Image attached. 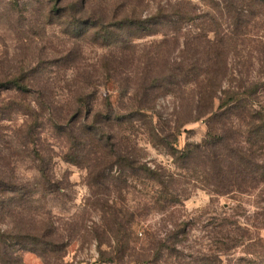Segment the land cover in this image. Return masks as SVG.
Returning a JSON list of instances; mask_svg holds the SVG:
<instances>
[{"label": "rangeland", "instance_id": "obj_1", "mask_svg": "<svg viewBox=\"0 0 264 264\" xmlns=\"http://www.w3.org/2000/svg\"><path fill=\"white\" fill-rule=\"evenodd\" d=\"M60 1L0 0V231L12 235L7 259L0 257V264H264V181L257 179L264 171L256 173L257 181L248 187L228 188V161L223 163L228 144L202 147L209 132L228 137V115L208 118L189 110L184 99L191 101L196 86L156 91L155 102L156 120L165 123L167 135L180 130L176 152L201 145L193 162H177L176 152L152 145L140 125L129 129L144 161L166 174L167 199L177 201L165 203L163 190L144 181L92 190L88 171L66 162L67 144L51 128L52 117L56 118L51 99L67 103L78 84L102 111L109 105L131 111L134 84L142 82L151 66L161 69L170 58L176 66L198 64L207 70L214 61L211 57L206 61V40L228 33L223 1L218 7L212 0L125 2L121 12L138 8L137 19L148 26L164 13L158 35L126 46L103 44L91 35L104 31L105 18L114 14H108L107 2L88 0L93 2L83 17L81 0H66L63 5ZM175 12L186 19L173 18ZM90 18L97 29L88 26ZM261 19L256 25L262 28ZM110 32L115 36V29ZM254 34L264 37V29ZM224 43L227 46L221 49L228 48L227 40ZM242 56V62L230 57L233 71L220 82V98L239 83L264 85V47L251 43ZM215 66L222 68L219 61ZM17 80L28 86L27 91L10 86ZM204 84L208 89L210 83ZM258 102L257 110L264 112V88ZM65 106L59 111L65 113ZM232 133L238 137L237 130ZM257 155L255 162L264 168V152ZM40 158L51 175L48 192L43 191L45 181L38 171ZM234 168L241 183L245 173ZM8 183L18 188L17 193H7ZM26 234L44 238L46 251L22 248L21 236Z\"/></svg>", "mask_w": 264, "mask_h": 264}, {"label": "trees", "instance_id": "obj_2", "mask_svg": "<svg viewBox=\"0 0 264 264\" xmlns=\"http://www.w3.org/2000/svg\"><path fill=\"white\" fill-rule=\"evenodd\" d=\"M104 1L107 2L105 6L108 14L113 11L115 15L113 14L112 18H105L107 24L103 26L104 31L102 30L99 34H91L97 37L98 40L104 41L103 44L113 41L116 45L126 46L133 43V41L156 36L160 33L161 28L157 27L158 23L161 22L163 12L156 16L157 23L148 26V23L137 19L138 8L131 10L125 8L124 12H121V7H124L123 4L125 2L132 4L133 0ZM201 1L207 3V0ZM212 1L210 2L216 4L217 7L218 4H221L219 0H216L219 2ZM222 1L228 10V33L225 35L216 33L215 38L209 41L206 40V46L203 50V53L207 54L206 61L210 59L209 57L214 61L213 65L207 66V70H200L198 64L194 66V64L182 63L176 66V63L172 62L170 58L165 60V65L161 69L151 66L142 74L140 79L142 82L134 84L136 95L134 93V98L130 99L132 102L131 111L128 109L119 111L113 105H109L102 111V109L95 106L90 97L88 99L86 89L81 84H78V89L67 100V103L63 102L66 106L61 105L62 102L51 99V106L55 107L56 112V118L55 116L52 117L51 128L67 144L68 153L65 155V160L69 164L86 168L92 190L93 188H103L109 184L119 187L116 183L128 187L130 180L144 181L156 184L163 190L161 194H163L165 203L170 202V200L171 202L177 201L174 197L167 199L166 191L170 189L167 186L166 174L161 168H152L144 161L137 151L138 146L136 143L134 145V142L130 139L132 134L129 129H134L135 124L140 125L145 129L148 140L152 145H160L176 152L174 145H176L180 130L175 129L167 135L169 130L165 123L162 125L160 121L156 120L159 116L156 114L155 102L158 97L156 91L160 93H166L167 91L172 93L175 89L182 91V85L196 86L192 91L194 95L189 98L191 101L184 99L186 107L193 113L218 119L228 115V137L215 136L212 132H209L202 145L203 148L208 150L215 148L217 145L228 144V159L224 158L223 161L225 164L228 161V188L248 187L251 181H257L255 179L256 173L264 171L263 166L258 165L254 160L258 156L257 154L264 152V112L257 110V106L261 107L258 96L264 85L262 83L250 84L243 82L237 86H230L225 97L220 98L218 96L220 82L224 80L226 74H228V77L232 75L230 72L233 69L228 63L230 57L238 60L242 59L240 61L242 62L245 59L242 53L246 52L251 43L259 42L264 47V37L254 34L256 29H264V27L261 28L256 25L260 17H262L260 21L264 22V0ZM66 2V0H61L59 3L63 5ZM91 2L93 1L81 0L78 2L80 5L79 12L83 17L89 13L88 6ZM71 9L73 8L71 7ZM177 15L186 19V15L180 12H175L172 17L174 18ZM89 20L88 26L90 28L94 26L97 29L98 26L93 24L95 19L90 18ZM113 21L114 24H112ZM171 24L177 25L174 22ZM111 29H115V36L110 32ZM164 29L166 30V28ZM175 31L173 35H176L177 29ZM224 40H227L228 48L221 49L220 46H227ZM197 43L201 45L199 41ZM210 51L213 53L209 54ZM149 61L147 60L148 63ZM216 61L220 62L222 68L215 66ZM250 61L252 63L253 58ZM106 65L110 66V62ZM159 69V74L154 75V71ZM205 81L210 83L208 89L205 88L207 86L204 84ZM247 84H250V86H247ZM10 86L19 92L27 91L28 87L19 80L14 81ZM63 106L66 108L65 113L59 111ZM232 129L237 130L238 137H236V133H232ZM224 132L222 130L220 133L223 135ZM232 134H235V136ZM169 139L175 140V143ZM202 147L201 145H187L184 150L176 152L174 159L187 165L195 160V156ZM40 159L42 165L38 171L41 180L45 181V185L42 186L44 187L43 191L48 192L50 191L48 187L52 184L50 181L51 175L47 173L44 166L45 160ZM234 165L237 166L239 171L245 173V178H242L241 183L233 175L235 173ZM257 179L261 182L264 181V177ZM5 187L8 189L7 193L9 194L18 191V188L11 183L6 184ZM34 195V192L30 194L31 200H33ZM168 195L170 197L171 194ZM21 237L24 239L21 244L22 248H34L40 252L46 251L47 246L44 238H35L30 234ZM10 239H12L11 234L0 231V257L2 259H7V243ZM48 245L51 246L49 243Z\"/></svg>", "mask_w": 264, "mask_h": 264}]
</instances>
